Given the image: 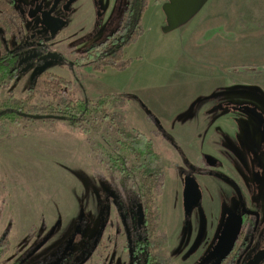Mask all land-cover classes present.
Here are the masks:
<instances>
[{"label": "rangeland", "instance_id": "374dc122", "mask_svg": "<svg viewBox=\"0 0 264 264\" xmlns=\"http://www.w3.org/2000/svg\"><path fill=\"white\" fill-rule=\"evenodd\" d=\"M15 1L23 37L1 30L0 39L18 55L19 74L0 100L32 97L16 122L0 120L2 264H132L134 241L148 236L135 180L108 161L119 135L34 117L57 102L28 91L50 72L71 81L75 98L122 94L111 110L152 140L163 175L149 238L162 241L164 264H219L213 245L228 214L244 210L257 214L246 215L221 264H247L264 249V0H148L142 33L123 51L131 61L103 71L75 60L116 26L121 0ZM48 14L56 24L43 22ZM187 178L200 191L190 208Z\"/></svg>", "mask_w": 264, "mask_h": 264}, {"label": "trees", "instance_id": "16d2710c", "mask_svg": "<svg viewBox=\"0 0 264 264\" xmlns=\"http://www.w3.org/2000/svg\"><path fill=\"white\" fill-rule=\"evenodd\" d=\"M121 2L122 6L116 26L101 40L87 45L83 49L84 54L75 60L77 65H91L98 71H103L108 66L116 70H123L131 61V59H123V51L142 33L141 19L148 0H121ZM22 24L23 17L18 10L17 2L15 0H0V30L11 34L16 41H20L23 37ZM0 49V87L4 88L10 86L19 74L16 65L18 57L6 47L3 39H0ZM71 87V81L51 72L36 77L28 91L33 92V89L37 88L44 89L54 94L57 99L56 103L49 102L46 104L42 108L43 113L37 114L38 118L63 120L70 127L79 128L85 133L89 129L94 128L96 131L102 128L104 132L111 131L119 135L115 140L119 154H107L108 161L125 178L130 179L132 176V179L135 180L134 186L140 200L139 205H141L138 211L140 210L139 215L142 218V224L148 232L147 237H139L134 241L133 247L130 249L131 261L133 263L138 261L143 264H164L165 261L155 254L162 241L154 242L150 239L159 219V209L153 204L156 179L163 175L159 153L154 150L152 140L146 134L130 130L126 125L124 116L111 110L117 104L124 103L122 94L106 93L99 95L96 99L75 98L72 96ZM31 97L30 94L23 99L12 100L9 103L0 100V120L7 118L16 122L18 117L21 118L24 115L23 109L25 111L31 109V107H27ZM8 106L11 107L8 108ZM83 125L87 128H83ZM128 161L129 167L126 166ZM245 219H247L246 215ZM238 240L231 254L236 249ZM5 251L6 243L0 240V264H2L1 258ZM15 264L22 263L17 262Z\"/></svg>", "mask_w": 264, "mask_h": 264}, {"label": "water", "instance_id": "95a60500", "mask_svg": "<svg viewBox=\"0 0 264 264\" xmlns=\"http://www.w3.org/2000/svg\"><path fill=\"white\" fill-rule=\"evenodd\" d=\"M56 20L52 15L48 14L43 18V22L47 26H52ZM56 24V22H55ZM38 118L39 116H34ZM199 187L196 181L193 178H187L185 180V205L187 208H190L194 202L199 198ZM243 213L246 214H257L250 210H244ZM242 214L237 215L235 213H229L227 219L223 225V229L214 244L212 249V256L217 257V262H220L226 258L231 250L233 249L242 225ZM209 258V257H208ZM264 259V249H261L256 252V254L250 259L247 264H259ZM216 264V263H215Z\"/></svg>", "mask_w": 264, "mask_h": 264}, {"label": "flooded vegetation", "instance_id": "af4514ba", "mask_svg": "<svg viewBox=\"0 0 264 264\" xmlns=\"http://www.w3.org/2000/svg\"><path fill=\"white\" fill-rule=\"evenodd\" d=\"M17 5H18V3H17ZM101 13H102V12H101ZM101 13H99L98 15L100 16ZM21 14H22V13H21ZM34 14H35V13H34ZM96 15H97V14H96ZM54 18L56 19V17H54ZM95 22H97V19L95 20ZM95 30L98 31V29H97L96 26H95ZM0 31H1V30H0ZM105 35H106V34H105ZM11 36H12V35H11ZM12 37H13V36H12ZM13 38H14V37H13ZM14 40H15V39H14ZM94 42H96V41H94ZM91 43H93V42H91ZM91 43H90V44H91ZM12 51H13V50H12ZM13 52H14V51H13ZM14 53H15V52H14ZM15 54H16V53H15ZM17 57H18V55H17ZM16 65H17V64H16ZM51 73H52V72H51ZM243 212H244V211H243ZM243 212H241L240 215L242 214V218H243V220H244L245 215H248V214L243 213ZM216 241H217V240H216ZM215 243H216V242H215ZM235 244H236V243H235ZM234 246H235V245H234ZM233 248H234V247H233ZM232 250H233V249H232ZM232 250H231V252H232ZM231 252L229 253V255L231 254ZM229 255H228V256H229ZM228 256H227V257H228ZM227 257H226V258H227ZM263 261H264V259H263L260 263H262ZM260 263H259V264H260Z\"/></svg>", "mask_w": 264, "mask_h": 264}, {"label": "crops", "instance_id": "0c3cea01", "mask_svg": "<svg viewBox=\"0 0 264 264\" xmlns=\"http://www.w3.org/2000/svg\"><path fill=\"white\" fill-rule=\"evenodd\" d=\"M91 22H92V21H91ZM91 22H90V23H91ZM82 24H83V23H82ZM198 227H199V232L202 233V229H201V228H202V218H201L200 214H199V216H198ZM207 227H208V226H207ZM196 229H197V226H196ZM205 233H206V234H205L206 236H207V235L210 236V234H209V230L206 229V232H205ZM212 240H214V238H213V239L211 238V239H210V242H211ZM210 242H209V243H210Z\"/></svg>", "mask_w": 264, "mask_h": 264}]
</instances>
